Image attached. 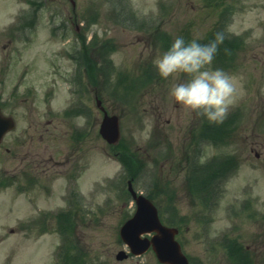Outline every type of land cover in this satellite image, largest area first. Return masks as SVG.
<instances>
[{
  "label": "rangeland",
  "instance_id": "obj_1",
  "mask_svg": "<svg viewBox=\"0 0 264 264\" xmlns=\"http://www.w3.org/2000/svg\"><path fill=\"white\" fill-rule=\"evenodd\" d=\"M111 1L115 11L129 6L139 19L152 16L154 20L160 15L156 18L157 31L168 34L171 41L182 36L186 41L199 38L202 44L213 22L227 9V19L218 33L223 41L225 37L232 41V36H241L243 43H226L224 54L221 43L219 57L216 55L213 63L243 78L244 95L229 110L231 116L225 119L231 120L224 119L219 124L223 127L212 131L218 143L216 147L206 143L200 161L233 157L235 171L219 185L221 195L209 197L218 200L215 209L204 215L200 225L188 224V232L183 231L180 239L185 253L201 264H264V217H251L264 210V0H223L215 8L208 0ZM33 2L0 0V102L4 104L3 113L13 116L16 122V129L8 132L0 144V264H158L152 253L137 261L132 257L117 260L116 254L124 248L118 243L120 221L135 208L127 201V181L136 191L145 194L148 189L149 199L159 212L168 203L172 207L175 203L181 216L196 210L191 207L196 203L192 200L195 195L190 193L199 187L189 185L195 180L184 170L186 164L179 166L178 160L188 144L189 130L199 126L198 119L194 112H187L169 98V85L174 81L171 77L161 78L153 65L155 56L169 47L156 43L154 32L144 34L117 24L120 19L109 15V0ZM159 3L166 4L165 8L160 9ZM88 9L95 13L94 23L83 35L87 33V39L95 36L97 44L113 41V51L106 57L111 59L114 72L103 79L98 64L104 48L99 50L96 44L97 48L85 53L80 85L76 84V91L70 93L65 76H69L73 61L68 52L73 51L74 32L82 25L78 12L87 15ZM32 10L22 29H16L17 18ZM107 44L111 46V42ZM221 58L226 62L219 63ZM148 69L156 74H146ZM51 88L54 96L48 105L46 94ZM91 88H97L109 114L119 117L120 141L115 147L98 133L100 112L97 129L86 130L76 142L71 140L73 125H83L91 108L96 109ZM77 101L83 106L84 116H74L78 112L62 115L70 103ZM16 139L23 140V144L16 145ZM164 144L171 150L161 155L157 148ZM48 154L55 162L43 168L34 166ZM75 162L82 167L75 188L83 203L74 207L69 224L61 225L60 234L56 231L59 225L52 220L43 227L24 226L40 213L62 205L59 198L66 178L73 175ZM122 164L125 176L112 187L110 180L121 173ZM26 171L53 194H47L42 186L28 187L21 180ZM15 176L20 181L9 183ZM104 179L109 182L105 180L95 189V181ZM245 199L253 200L248 212L235 215L227 210L233 206L236 211ZM207 219L210 223L205 226ZM224 233L237 235L239 242L251 249L252 258L234 261L222 250L219 240ZM60 235L66 238V248L55 262L51 253Z\"/></svg>",
  "mask_w": 264,
  "mask_h": 264
},
{
  "label": "clouds",
  "instance_id": "obj_2",
  "mask_svg": "<svg viewBox=\"0 0 264 264\" xmlns=\"http://www.w3.org/2000/svg\"><path fill=\"white\" fill-rule=\"evenodd\" d=\"M198 39L176 37L166 51L155 56L153 65L161 78L173 79L168 90L170 99L209 123H220L244 95L243 78L209 67L223 42L221 33L207 44ZM181 77L184 79L175 82Z\"/></svg>",
  "mask_w": 264,
  "mask_h": 264
},
{
  "label": "water",
  "instance_id": "obj_3",
  "mask_svg": "<svg viewBox=\"0 0 264 264\" xmlns=\"http://www.w3.org/2000/svg\"><path fill=\"white\" fill-rule=\"evenodd\" d=\"M8 128H11L9 122L3 124L2 127H0V137ZM118 133L119 130L117 117L105 116L100 127V134L102 135V137L109 143H116L118 140ZM133 198L137 202L138 209L135 218L131 222H129L122 230V232H126V238H130V236L132 235L136 236L137 232L140 231H157L160 233V236L158 238H155L152 244L158 260L167 264H187L183 256L178 253L179 248L177 247V245L171 241L173 237L172 232L174 233V230L162 228L158 224L154 209L143 197L140 196L136 198V196L133 194ZM144 219H146L148 223L147 225H144V223H146V221H142ZM130 232L131 234H128ZM123 237L125 238V236ZM127 240L130 242L132 241L129 239ZM165 246L169 248L168 251L166 250Z\"/></svg>",
  "mask_w": 264,
  "mask_h": 264
},
{
  "label": "trees",
  "instance_id": "obj_4",
  "mask_svg": "<svg viewBox=\"0 0 264 264\" xmlns=\"http://www.w3.org/2000/svg\"><path fill=\"white\" fill-rule=\"evenodd\" d=\"M115 15L114 17L116 19H120L121 22L120 24H122L123 26L127 27V28H132V29H136V30H140L141 32L145 33V34H151V33H155L154 39L156 41V43L161 44L163 47H170L172 41L171 38L168 34L166 33H162L161 31H157V27H156V23L153 20H138L136 18V16L134 15V13L131 10H127V11H122V13L115 11ZM218 31V30H217ZM215 30H213V32H211L209 34V42H211L212 40L215 39L216 36V32ZM220 31V29H219ZM226 41L222 42L221 46V50L223 51L224 54V47L226 49H228V47L226 46ZM93 45V44H92ZM99 47L98 49L101 50L102 48H104L103 50L100 51V53H102L101 57H104L103 60L105 63H103L105 66L111 67V63L109 60H107V55H109L112 51H113V46L111 44V46H109L106 43H100L98 44ZM222 54V55H223ZM216 55L219 57V51H217ZM216 56V57H217ZM221 56V55H220ZM215 59V58H214ZM215 60H213L214 62ZM225 61V59H219V63H223ZM212 62V63H213ZM111 74V72H107V76H109ZM142 82V81H141ZM229 121V120H228ZM215 123H211V128H218L221 129L223 126H219L217 127L216 125H214ZM206 127L209 129V125L207 124ZM207 131H203L202 133H206ZM212 139L215 138L216 142V137L212 134V131L210 129V133L208 135V137H210ZM219 138H221V136H218ZM219 165H223V164H218L215 166V164H209V165H205V166H199L195 169L193 176H194V180L196 183H199V187L201 189H199L200 191L198 192H202L203 187L206 186L207 184H213L214 183V179L215 177H219L220 173H223L222 170H220V166ZM68 219V217L65 218V220ZM69 224V223H67Z\"/></svg>",
  "mask_w": 264,
  "mask_h": 264
},
{
  "label": "flooded vegetation",
  "instance_id": "obj_5",
  "mask_svg": "<svg viewBox=\"0 0 264 264\" xmlns=\"http://www.w3.org/2000/svg\"><path fill=\"white\" fill-rule=\"evenodd\" d=\"M97 119H98V110L97 111H95V113H93L92 112V119H91V122H89V121H86V124H87V129L89 130V132L91 131V132H93L94 131V129H97ZM88 124L90 125V126H88ZM184 154V157H183V159H185V153H183ZM51 154H48V156H47V158H39L38 160L39 161H37V163H35V160H34V166H48L49 165V163H53V162H55V158H54V156H50ZM57 164V163H56ZM62 164H65V161L62 163ZM45 174V173H44ZM38 180V178L35 176V175H31V177H30V179H29V183H31V184H35L36 183V181ZM72 204H74L73 202H72ZM205 204H208L209 205V203H208V201H205ZM204 212L206 211V208H205V210H203ZM242 212V211H241ZM243 213H245V212H243ZM252 218H254V213H253V215L251 216ZM180 230H181V228H180ZM188 232V231H187ZM178 235L179 236H181L182 235V231H180L179 233H178ZM241 243V242H240ZM242 244V243H241ZM243 245V244H242ZM244 246V245H243ZM245 250H246V253H247V255L250 257V258H252V256L250 255V254H252V252H251V249H249V247L247 246H245ZM195 264H201V263H195Z\"/></svg>",
  "mask_w": 264,
  "mask_h": 264
}]
</instances>
